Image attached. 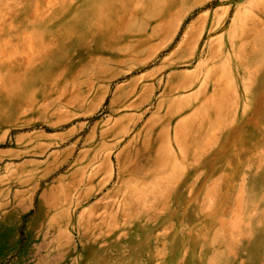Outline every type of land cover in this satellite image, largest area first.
<instances>
[{"label": "rangeland", "instance_id": "obj_1", "mask_svg": "<svg viewBox=\"0 0 264 264\" xmlns=\"http://www.w3.org/2000/svg\"><path fill=\"white\" fill-rule=\"evenodd\" d=\"M260 1L0 0V264H264Z\"/></svg>", "mask_w": 264, "mask_h": 264}, {"label": "bare ground", "instance_id": "obj_2", "mask_svg": "<svg viewBox=\"0 0 264 264\" xmlns=\"http://www.w3.org/2000/svg\"><path fill=\"white\" fill-rule=\"evenodd\" d=\"M108 1V0H107ZM117 1V0H116ZM124 1V0H123ZM262 1L264 2V0H261L260 1V4H262ZM100 3H102V2H100ZM99 3V4H100ZM114 3V2H113ZM123 4H125V3H123ZM122 4V5H123ZM113 5V4H112ZM263 5H264V3H263ZM124 6V5H123ZM118 7V9L120 8V7H122L121 5H118L117 6ZM105 9V8H104ZM101 10H103V7L100 5L99 6V16H100V11ZM252 11H254V10H252ZM251 11V12H252ZM255 13H256V15H258V17H260L261 19H264V6H258V7H255ZM254 13V14H255ZM256 20V19H255ZM258 21V20H257ZM258 24V23H257ZM263 23H259V25L257 26V28H258V31H257V36L258 35H260V29H259V26H261ZM263 26V25H262ZM243 27V26H242ZM62 30H63V28H62ZM59 31H61V29L59 30ZM64 31V30H63ZM53 34H56V33H53ZM63 34H64V32H63ZM99 34H103V33H101V32H99ZM56 35H58V34H56ZM68 35V34H67ZM66 35V36H67ZM43 40H45V38L43 39ZM33 52V51H32ZM149 149H152V147H149Z\"/></svg>", "mask_w": 264, "mask_h": 264}]
</instances>
